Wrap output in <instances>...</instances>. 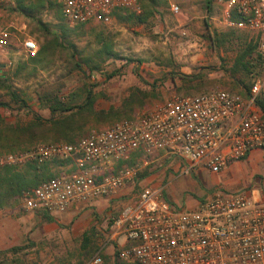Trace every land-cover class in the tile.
Segmentation results:
<instances>
[{
  "label": "built area",
  "instance_id": "1",
  "mask_svg": "<svg viewBox=\"0 0 264 264\" xmlns=\"http://www.w3.org/2000/svg\"><path fill=\"white\" fill-rule=\"evenodd\" d=\"M19 0H0V21ZM25 1V0H24ZM71 28L110 25L119 11L140 13L139 0H56ZM226 29L256 36V56L262 73L247 95L215 89L198 95L174 96L165 104L93 132L73 144H50L24 152L0 155V171L6 167L45 164L61 160L76 171L42 182L24 191L28 211L66 212L74 203L117 196L136 181L142 166L157 160L182 165V173L201 170L224 172L246 160L255 150L264 151V0H219ZM175 16L182 13L171 4ZM17 28L0 27V51L11 45ZM24 53L34 56L39 47L24 38ZM178 161V162H176ZM121 168L115 171L116 166ZM164 185L146 187L136 201L111 219L110 237L90 264H101L109 243L126 264H264V199L247 191L216 188L197 209L177 206L165 197ZM121 239L124 240L121 243Z\"/></svg>",
  "mask_w": 264,
  "mask_h": 264
},
{
  "label": "rangeland",
  "instance_id": "2",
  "mask_svg": "<svg viewBox=\"0 0 264 264\" xmlns=\"http://www.w3.org/2000/svg\"><path fill=\"white\" fill-rule=\"evenodd\" d=\"M18 3L8 9L0 21V27L13 24L17 28L13 31L10 47L0 51V102L8 103L12 109L1 108L0 114L8 123H26L33 118V113L49 118L50 112L41 106L38 96L50 92L67 96L74 91L80 94L85 88H92L100 95L97 108L108 110L120 107L132 89L138 88L148 92L149 96L134 111L133 116L136 117L165 104L174 96L200 94L195 91L200 83L208 88L205 92L215 89L243 91L235 83L232 69L246 43L255 42L256 36L242 31L224 47L214 44L211 37L231 32V29L220 25L222 7L219 0L211 9L205 0H161L156 13L146 24H138L135 19L115 18L110 25L92 24L77 29L61 21L55 8L38 6V0L24 1L28 7L38 6L29 13L30 17L17 9ZM172 3L181 7V15L172 14ZM40 21L52 34L63 35L62 28L65 27L68 36L65 45L54 46L47 53V59L35 67L24 53L22 43L24 38H32L40 50L41 44L52 39L51 36L45 39L39 32ZM242 36L244 40H240ZM100 40L109 42L111 49L98 56ZM84 56L94 60L99 71L91 73L85 64L82 69L78 68L75 63L85 59L82 58ZM237 75L247 85L255 80L250 76ZM7 89L20 95L27 106L22 101H14ZM96 131L100 130H93L85 136ZM137 160L131 163L140 165L132 192L134 196L146 187L164 185L165 197L185 208L193 206L191 203L197 201V197H206V200L212 197L216 188L227 192L242 188L264 192V151H259L251 162L242 164L243 173L235 168L228 176H215L206 170L184 175L182 165L179 171L174 163L150 160L151 163L144 167L143 161ZM50 171L56 177L71 174L76 168L70 162H58ZM215 184H219L218 187ZM125 201L127 199L121 200L122 205ZM91 202H77L79 209L73 211L76 214L70 219L58 217L69 209L62 214H50L54 217L52 222L44 220L42 211L26 210L23 199L21 203L0 210V252L11 251L0 255L1 263L90 264L110 237L112 217L122 209L117 207L121 205L120 201L112 200L110 205L100 210L96 205L91 206ZM89 231L94 237L87 249H83V235ZM120 241L124 242L123 239ZM16 247L22 249L12 251ZM101 264L126 263L118 260L116 245L109 243L102 254Z\"/></svg>",
  "mask_w": 264,
  "mask_h": 264
},
{
  "label": "trees",
  "instance_id": "3",
  "mask_svg": "<svg viewBox=\"0 0 264 264\" xmlns=\"http://www.w3.org/2000/svg\"><path fill=\"white\" fill-rule=\"evenodd\" d=\"M27 1V0H25ZM55 1V3H54ZM38 0V6L45 8H55L57 10V17L62 21L63 15L60 7L57 5L56 0ZM208 9L212 8V5L218 0H205ZM17 9L25 13L29 17V13L36 10L38 6H26L24 0L18 1ZM161 0H139L142 12L139 14H131L129 11H119L116 13V18L120 20L124 19H135L138 24H146L149 19L156 13V6L160 4ZM83 27L78 26L75 29ZM39 32H41L45 39L50 36L51 40L45 41L41 44V48L38 53L34 56H29L30 63L37 67L47 59V53L55 46L65 45L67 39V30L62 28L63 35L52 34L51 30L44 25L42 21L39 22ZM243 33L239 30L231 29L230 33H224L221 36L218 34L217 37H211L213 43L224 47L227 43L232 42L235 35ZM247 39V36H246ZM240 40H244L243 36ZM60 42V43H59ZM97 54L98 56L108 53L110 48L109 42H102L100 40L98 45ZM74 46V45H73ZM75 49V47H74ZM111 49V48H110ZM109 49V50H110ZM257 51V42L251 40L246 43V47L240 53L235 60L232 76L236 84L242 87L243 91L240 94L246 96L250 87L253 83L246 84L244 79H238V75L243 77L250 76L255 79L262 73V68L258 62L257 56H254ZM111 54V53H110ZM76 58V55L74 56ZM82 58H85L82 57ZM83 62V64H81ZM76 66L82 69L85 65L93 72L99 71V65L94 63V60L85 58L75 63ZM112 78V76H108ZM238 79V81H237ZM195 89L197 93H206V85L199 84ZM8 90V94L16 102H21L24 106H27L15 92ZM208 92V91H207ZM98 94L94 93L92 88H85L80 94L76 91L65 96L59 92H50L38 96V100L41 106L48 109L50 117L45 118L38 113H33V118L26 122H18L11 124L7 122L6 117L0 114V155L24 152L31 149L37 148L42 145L50 144H73L81 137L90 133L93 130H101L104 127L112 126L123 120H133V113L143 104V100L149 96V93L142 91L141 89H132L131 94L122 102L120 107H110L108 110L98 109L97 101L99 99ZM101 97H104L101 95ZM264 112V101L260 102ZM3 108L7 111H12L8 103L0 102V109ZM140 153H135L129 163H132L138 157ZM68 163L67 161L55 160L47 162L45 164H27L22 167H6L0 171V210L7 207H11L16 203H21L23 199V193L26 190L37 187L44 181L51 180L55 177L50 169L55 166L56 163ZM121 168V164L116 166L115 171ZM61 176V175H60ZM58 177V176H56ZM44 220L47 222L54 221V217L44 212ZM94 231V229H93ZM94 237L93 232L89 231L83 235V249H87L88 245L91 244L92 238ZM22 248L16 247L12 251H20ZM10 250L0 252V255H7ZM2 261H0V264ZM84 264V263H78Z\"/></svg>",
  "mask_w": 264,
  "mask_h": 264
},
{
  "label": "crops",
  "instance_id": "4",
  "mask_svg": "<svg viewBox=\"0 0 264 264\" xmlns=\"http://www.w3.org/2000/svg\"><path fill=\"white\" fill-rule=\"evenodd\" d=\"M259 151H263V150H255V151H253L250 155H249V157L246 159V160H243V161H241V162H237V163H234V164H231L224 172H222V173H220V174H215V176H219V175H226V176H228V174H231L232 172H233V169H237V170H240L241 171V173H243L242 172V169H243V167H242V164L243 163H247V162H251L252 161V159L255 157V156H257L258 155V152ZM159 157H157V161H159V162H161V161H165V162H168L169 163V160L168 159H165V158H163L162 157V155L160 154V155H158ZM74 166V165H73ZM176 167H179L178 169H179V171H180V167H181V165H178V164H176ZM134 183H135V181L133 182V183H130V184H128L124 189H122V191L117 195V196H114V197H108V198H101V199H96V200H93L91 203V206L93 205H96V206H98V208H99V210L100 209H104L106 206H107V204H111L112 203V200H114V202H116V203H119V201H120V204L121 205H117V207H119V208H125L127 205H129V204H132V203H134L135 201H136V199L138 198V196H134L133 194H132V192H133V187H134ZM216 185V187H218V185L219 184H215ZM157 186V185H156ZM243 190H245V191H247L252 197H254L255 199H264V192H262V191H260L259 189H255V190H252V191H248L249 190V188H245V189H236V190H234V191H232L233 193H236V192H239V191H243ZM124 199H127V201H125V204L124 205H122V203H121V200H124ZM129 199V200H128ZM197 201H192L193 203H191L193 206H191V207H189V206H186L185 208H187V209H197V208H199V206L201 205V203H203V202H205V200H206V197H203V198H200V197H197ZM171 202V201H170ZM177 206H179V207H182V205H180L178 202H176L175 203ZM77 209H79V205L77 204V203H75V204H73L70 208H69V211L66 213V214H63V215H59L58 217H60V216H62L63 218H68V219H70V216H72V215H75L76 213L75 212H73V211H75V210H77ZM122 209H119V211H118V213L122 210ZM117 213V214H118ZM58 214H62V213H58Z\"/></svg>",
  "mask_w": 264,
  "mask_h": 264
}]
</instances>
